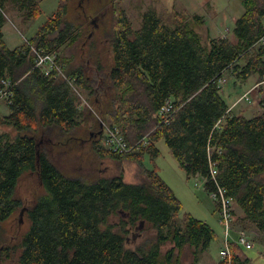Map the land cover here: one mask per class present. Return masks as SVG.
Segmentation results:
<instances>
[{
    "label": "trees",
    "instance_id": "16d2710c",
    "mask_svg": "<svg viewBox=\"0 0 264 264\" xmlns=\"http://www.w3.org/2000/svg\"><path fill=\"white\" fill-rule=\"evenodd\" d=\"M40 1L0 0V9L10 2L34 20ZM70 1L60 0L57 11L14 48L6 43L0 15V85L9 78L15 92L10 113L0 116V233L2 223L18 209L25 211L30 227L19 244L20 264H198L217 234L191 213L182 226L181 200L157 169L143 167L145 155L161 154L160 140L187 178H206L208 189L214 187L210 168L215 162L217 182L234 199L242 219L264 231V95L258 101L260 112L247 116L242 108L227 115L229 104L218 83L226 72L239 87L251 77L256 83L264 79V44L258 43L264 34V0H239L244 11L230 33L210 39L200 30L201 16L180 12L170 25L151 8L135 27L125 10L113 5L111 25L101 40L112 50V57L104 55L111 59L109 67L99 55H88L85 60L91 61L93 72L85 61L69 72L75 58L66 64L62 53L66 78L46 75L35 66L32 45L61 53L87 42L91 32L70 21ZM78 50L88 49L82 45ZM80 89L93 95L92 107L99 116L93 150L117 163L116 174L75 176L52 158L53 153L60 157L45 135L57 128L58 136L78 130L72 103ZM168 99L177 111L166 122L159 111ZM105 122L120 127L129 144L145 136L147 144L128 154L112 151L104 143ZM125 161L140 164L136 182L125 180ZM30 176L36 184L32 189L37 188L25 203L19 185ZM143 224L154 234L129 246V234ZM13 248L1 237L0 264ZM230 250L231 257L219 264L251 263L240 244L232 241Z\"/></svg>",
    "mask_w": 264,
    "mask_h": 264
},
{
    "label": "rangeland",
    "instance_id": "374dc122",
    "mask_svg": "<svg viewBox=\"0 0 264 264\" xmlns=\"http://www.w3.org/2000/svg\"><path fill=\"white\" fill-rule=\"evenodd\" d=\"M59 5L60 0H41L39 3L40 12L34 20L27 19L23 12L20 11L19 13L9 4L3 7L2 10L0 9V15H3L6 23L3 33L8 46L14 48L32 37L39 26L57 11ZM113 5L114 7L121 6L135 27L141 25L144 12L151 8L170 25L176 22V17L180 12L185 11L189 16H201L203 18V26L200 30L205 39L228 35L234 26L235 20L244 11V7L239 0H117L112 5L110 0H71L68 6L70 21L74 24L81 22L82 29L91 30V32L87 42L81 40L75 45L67 46L63 52H81L78 48L82 45L89 50V44L95 40V43L92 42L94 43V51L103 52L97 54L104 59V63L109 67L111 59H106L104 55L111 57V49L108 44L103 43L101 40L105 38V32L111 25L114 12ZM96 41H98V44ZM74 54L77 55L76 53ZM249 79L243 87H239L234 82V79L230 80L229 77L226 85L227 87L235 86L234 88L239 89L238 93L243 94L244 91L249 90L256 83V80L254 81L252 77ZM260 96L254 93L251 102L242 101L236 109L243 108L247 111L248 116H252L256 110L257 112L261 110L258 103ZM92 114L94 116L92 118L96 119V124L89 125L85 129H82L81 126L72 135H64L63 133V136H58L61 133L59 128L52 129L49 133H46L45 137L50 138L55 149H57L55 150L56 155L60 157L57 158L52 152V158L62 170L75 176L95 178L103 174H116L119 172L117 163L110 158L99 157L93 150V137L96 136L93 130H99V116L95 113ZM105 124L109 123L105 122ZM105 146L108 147L109 145L105 143ZM157 146L161 150V154L156 158L145 155L143 167L157 169L162 178L171 186L181 200L182 210L178 215V221L182 226H184V217L187 213L206 220L212 226L217 236L209 249L203 252L198 264H219L222 260L220 250L223 246L225 228L219 221L214 201L197 177L187 178L185 171L179 166L164 140L157 142ZM59 152L63 155H60ZM140 167V164L136 161H125V180L127 182H136L135 180L138 179L141 172ZM33 186H36V184L32 176L25 177L19 185V194L23 199L25 198V203L31 198L30 194L32 191L37 188L32 189ZM234 211L236 214H234L231 224L232 240L236 242L238 230L244 229L254 245L252 249H246L242 246L245 248L247 256L251 258L250 264H264V231L260 232L250 221L242 219V213L236 205H234ZM146 226L147 224H143L141 230L132 231L129 234V246L134 247L140 237L154 234V231L146 230ZM29 227L30 221L22 209H18L9 220L2 223L1 229H4V231L0 233V239L1 237L8 239V242L14 248L11 250L10 256L1 261V264H20L21 248L19 244ZM138 233L140 235H137ZM135 235L138 237L137 239Z\"/></svg>",
    "mask_w": 264,
    "mask_h": 264
},
{
    "label": "built area",
    "instance_id": "2783aa9c",
    "mask_svg": "<svg viewBox=\"0 0 264 264\" xmlns=\"http://www.w3.org/2000/svg\"><path fill=\"white\" fill-rule=\"evenodd\" d=\"M259 44H264V34L259 39ZM32 51L34 52L36 66L44 68V72L46 75L52 74L54 71L59 73L63 70V64L59 63L57 60V52H48L43 48H38L36 46H31ZM229 80L228 72L224 73L219 79L218 83L221 88H223L227 81ZM14 83L9 78H4L2 80V84L0 85V105L2 103H6L10 105L14 98L15 92L13 90ZM254 93L259 94L261 96L264 95V79L255 84L252 88L244 92L239 99L235 102L234 105L242 101L251 102L253 100ZM260 96V97H261ZM177 107L175 106L172 99H168L162 108L159 111V116L164 121L169 122V120L176 113ZM232 114V107H229L227 111V115ZM222 125V120H219L216 124L217 128H220ZM104 136L107 138L108 147L119 154H128L134 150H138L140 148V143L147 144V137L145 136L142 140L129 144L125 139L122 130L120 127L115 125L104 124ZM212 148H209L211 151ZM218 167L215 162L211 164L210 168V176L213 180L214 187L208 189L205 187L206 178L197 175L196 177L201 181L204 189L209 193L210 197L214 201L216 205V210L219 215V221L225 228V235L223 238V246L220 250V254L222 259H229L231 257L230 243L232 240L231 235V224L233 222V216L235 214L234 211V199L227 194V190L225 187L221 186L219 182H217V174ZM236 243L245 247L246 249H252L254 247L253 243L250 241L247 232L244 229L238 230Z\"/></svg>",
    "mask_w": 264,
    "mask_h": 264
},
{
    "label": "crops",
    "instance_id": "0c3cea01",
    "mask_svg": "<svg viewBox=\"0 0 264 264\" xmlns=\"http://www.w3.org/2000/svg\"><path fill=\"white\" fill-rule=\"evenodd\" d=\"M6 4H9L11 6L10 2H7ZM212 5H213V3H212ZM5 25H6V23L4 22V24L2 26V31H3V28H4ZM93 45H94V43L89 44L90 50H88L86 52H83V53L82 52H73V51L63 52V53H66V54H63V57L66 60L65 61L66 64H67V62H69V60L75 58V60H74L75 65L73 64V62H70L69 64L71 66H69V64L67 66V70L69 72H72L73 71L72 67H78L84 61H85V64H87L89 66L90 71L91 72L94 71L93 65L92 66L90 65V62L91 61L88 62L85 59L88 57V55H92V56H94V58H96V57H98V54L97 53H103V52L102 51H99V50H95V51L92 50ZM110 52H111V57H112V50H110ZM74 53H76L77 55H75ZM106 57L107 58H110L107 55H106ZM230 80H233L232 76L230 77ZM255 84H257V83H255ZM234 87L235 86H233V87H227V85H225L221 89V93H222L223 97L227 100V102L229 104V107H232V113L233 112H236L237 110L239 111L240 109H242V108L236 109L237 106L240 103H238L237 105H234L235 102L242 95V93H240V94L238 93L239 92V89L234 88ZM252 87H250V88H252ZM244 92H246V91H244ZM78 93H79L80 97L77 96L78 97L77 99L74 97V99H73L74 101L72 103V107L74 108V111H76V113L74 114V118H75L76 122L78 124H80L77 128L79 129L82 126L81 128L82 129L83 128L85 129L89 125H92V124L95 125L96 124V122H95L96 119L95 118H92V117H94L93 114H92V113H94V110H93V107H92L93 104L91 103V100H93V95L89 96L88 90H81V89H80V92H78ZM41 107H42V105L39 104L38 105V108H41ZM0 111H1V113H0L1 116H3V115L5 116V115L9 114L10 113V107H9V105H7L6 103H2L0 105ZM245 114L248 116L247 111H246Z\"/></svg>",
    "mask_w": 264,
    "mask_h": 264
},
{
    "label": "bare ground",
    "instance_id": "6f19581e",
    "mask_svg": "<svg viewBox=\"0 0 264 264\" xmlns=\"http://www.w3.org/2000/svg\"><path fill=\"white\" fill-rule=\"evenodd\" d=\"M32 52H33V51H32ZM57 53H58V54H57V60H58L59 63H62L61 60L59 59L60 52H57ZM33 56H34V52H33ZM34 61H35V56H34ZM35 66H36V61H35ZM36 67H38V66H36ZM38 68L44 70V68H42V67H38ZM52 74H55V75L60 76V77H62V78H66V74H65L64 70H62L61 73H59V72H57V71H54ZM70 83H71V85L73 86L72 82H70ZM105 143L108 145V141H107V138H106V137H105Z\"/></svg>",
    "mask_w": 264,
    "mask_h": 264
}]
</instances>
